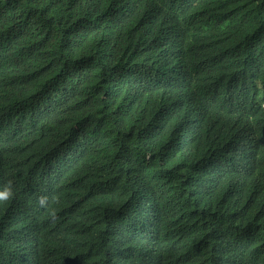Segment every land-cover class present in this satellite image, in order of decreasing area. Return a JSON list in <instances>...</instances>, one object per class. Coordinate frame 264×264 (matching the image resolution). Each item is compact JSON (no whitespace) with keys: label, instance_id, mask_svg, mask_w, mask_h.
I'll return each mask as SVG.
<instances>
[{"label":"trees","instance_id":"obj_1","mask_svg":"<svg viewBox=\"0 0 264 264\" xmlns=\"http://www.w3.org/2000/svg\"><path fill=\"white\" fill-rule=\"evenodd\" d=\"M0 264H264V0H0Z\"/></svg>","mask_w":264,"mask_h":264}]
</instances>
